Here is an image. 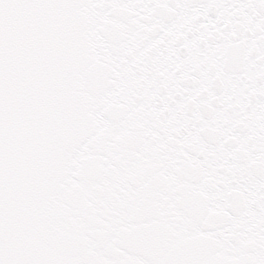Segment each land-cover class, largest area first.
<instances>
[{
  "label": "snow or ice",
  "instance_id": "obj_1",
  "mask_svg": "<svg viewBox=\"0 0 264 264\" xmlns=\"http://www.w3.org/2000/svg\"><path fill=\"white\" fill-rule=\"evenodd\" d=\"M0 264H264V0H0Z\"/></svg>",
  "mask_w": 264,
  "mask_h": 264
}]
</instances>
